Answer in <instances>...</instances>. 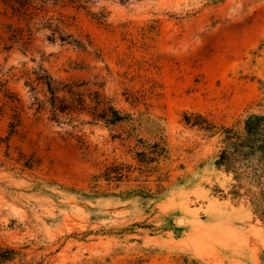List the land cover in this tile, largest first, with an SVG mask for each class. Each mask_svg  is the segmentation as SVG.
Listing matches in <instances>:
<instances>
[{
	"label": "rangeland",
	"instance_id": "1",
	"mask_svg": "<svg viewBox=\"0 0 264 264\" xmlns=\"http://www.w3.org/2000/svg\"><path fill=\"white\" fill-rule=\"evenodd\" d=\"M36 74L101 90L134 136L50 121ZM0 83V264H264V224L213 165L223 134L184 123L264 114V0L61 2L33 21L0 6ZM161 136L165 157L140 163L137 139Z\"/></svg>",
	"mask_w": 264,
	"mask_h": 264
},
{
	"label": "trees",
	"instance_id": "2",
	"mask_svg": "<svg viewBox=\"0 0 264 264\" xmlns=\"http://www.w3.org/2000/svg\"><path fill=\"white\" fill-rule=\"evenodd\" d=\"M95 1L99 0H0V6L5 14L9 13L12 18L33 21L49 4L70 2L78 9L85 10L88 3ZM96 18L101 20L105 16L100 13ZM42 27H49V23L47 21L42 23ZM28 32V37L25 38L23 31L15 30L8 40L12 44L19 43L23 49H26L31 44L32 33L30 30ZM60 40L66 42L64 37ZM27 84L35 93L36 111L45 112L50 121L74 122L80 117H86L88 121L82 123L88 125L102 124L105 127H113L127 124L132 131L128 138L134 136L137 130V127L134 128L135 120L131 115L121 114L109 97L101 90L91 89L84 81L56 83L48 75L36 74L35 79ZM2 87L3 84L0 83V91ZM38 88L40 90L36 93ZM184 123L199 129L209 137L217 135L218 132L223 134L220 148L214 156V168L230 177L232 198L244 199L254 216L264 224V114L246 116L239 123V128L218 129L200 114H185ZM137 143L142 149L136 152L140 163H154L165 157L167 153L162 136L157 139L155 137L151 144L141 138L137 139ZM111 173L118 178L122 177L119 176L121 173L107 168L106 178H111Z\"/></svg>",
	"mask_w": 264,
	"mask_h": 264
}]
</instances>
